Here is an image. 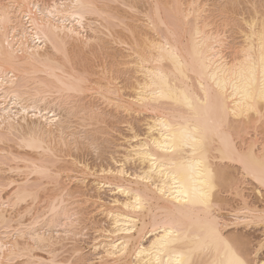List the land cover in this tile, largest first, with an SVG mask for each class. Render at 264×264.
<instances>
[{"label": "bare ground", "instance_id": "6f19581e", "mask_svg": "<svg viewBox=\"0 0 264 264\" xmlns=\"http://www.w3.org/2000/svg\"><path fill=\"white\" fill-rule=\"evenodd\" d=\"M241 1H0V14L4 16L0 21V260L3 264H8L13 249L25 252L27 259L34 264L56 261L55 247L60 241L67 236L70 239L79 237L78 223L82 221L78 215L82 212L77 213L68 207V201H71L68 196L79 194L78 197H85L87 191L90 193L86 189L87 176L92 177L90 182L94 189L93 196L87 197V201L94 203L91 204L93 209L96 206L94 211L105 218L107 225L96 226L95 232L99 235L96 239L92 238L94 243L90 244L96 264H106L113 259L109 255L115 251L113 245H120L121 240L127 242L129 237H133L129 252L122 258L128 264L136 261L144 264L149 260L154 264L155 253L150 256L147 252L152 242L164 236L165 231H171V239L177 241L174 250L162 257L165 264L183 261L188 246L193 244L202 246V250L194 256L202 264H227L228 248L224 242L213 238L208 215L191 195V189L197 186L199 179V154L193 156L190 148H178L170 138L175 135L178 139L181 133L202 139L214 157L226 149L229 142L235 146L236 152L254 150V159L249 156L243 163L239 158L229 163L228 176L236 182L238 191L229 188L227 192L217 193L216 200L220 206L215 212L223 241L234 251L243 247L245 255L249 251L254 252L252 258L264 264V257L258 254L264 242V226L244 222L245 217L252 219L254 214L264 212L261 186L245 172L246 163L259 174L260 153L264 150V125L256 122L254 113L249 117L232 114L233 109L239 112L245 79L253 66L257 81L260 78L264 6L258 5L264 1H242L250 6L243 5L245 9L241 7L240 10ZM57 3L84 7L75 9L77 15L83 16L81 23L74 22L71 16H60L61 20H69L68 24H61V28H74L81 35L70 37L69 33L62 32L59 38H55L54 47L52 43L43 41V32L38 33L37 27L41 20L47 25L45 14ZM231 32L238 42L231 41L228 34ZM37 35L41 36V40L34 42L33 37ZM228 35L234 43L227 41ZM221 36L224 38L223 45L217 39ZM94 52H99L96 58ZM83 54H92L90 59L94 60L90 62ZM120 71L127 76L126 81L121 79L124 82L121 86L118 85L121 80L118 82L117 79L125 77L120 75ZM117 116L122 118L121 124L126 126L129 134L122 136V144L115 146L120 151L116 150L111 155L108 153L111 165L95 164V168H91L87 161L72 156L71 149L76 146H70L75 140L73 145L80 144V134L84 133L87 138L94 134L92 132L99 134L102 130V134L104 129L111 131L113 124L106 127L108 122L105 119ZM139 117H142L144 127L141 132L134 127V120L138 121ZM75 122L81 128L78 132L82 131L79 135H75L79 129L73 128ZM99 123H105V128L103 125L99 128ZM89 127L92 134L85 133ZM221 130L225 135L218 134ZM75 136L80 137L79 140ZM30 137H34L31 143ZM94 137L96 139L97 136ZM95 139L90 138L92 142L88 144V140L83 148L97 146L99 139L94 142ZM164 145L169 146V151H161ZM67 147L71 148L68 155L63 151ZM173 147L177 150L172 151ZM87 148L93 150L95 147ZM153 157L156 158L155 163ZM181 162H184L182 169ZM234 170L237 172L234 173ZM7 172L31 177L20 180L22 178L18 176L20 181L11 180L12 176L7 177ZM71 172L76 175L74 184L78 183V188H72V196L67 184L59 186L58 183L62 174L66 175L62 179L67 178L69 182L71 179L72 183ZM69 173L71 177H67ZM173 176L178 184L173 182ZM43 180H46L45 183ZM247 181L253 186L251 193L241 187ZM50 184H55V189L52 188L55 195L51 193L50 200H46L48 206L43 209L44 214L42 211V215L31 216L32 220L24 226L18 223L25 228L16 224L23 217L16 223L9 218L11 216L7 217L5 207H9L10 200L3 201L1 196L5 187L6 190L13 185L11 192L5 194L12 195L16 204L24 203L28 197L38 198V193ZM120 188L130 194L149 197L147 207L125 218L127 210L123 205L129 197L122 194ZM157 188L166 195L161 196ZM184 189L189 191L188 197L184 196ZM105 191L112 197L109 201L101 197ZM34 201H31L32 205ZM72 204L76 206L77 202ZM15 216L19 218V215ZM235 217H240V222ZM12 222L16 224L15 229H12ZM17 225L21 229H16ZM129 225L136 231L126 232ZM252 229L261 232L258 240L253 241L249 233L240 231L250 232ZM10 232L13 235L8 240ZM17 238L24 239L26 243ZM76 249L73 252L79 259L75 261L85 260L82 249ZM38 250L49 258L35 254ZM12 258L14 264H20L18 257Z\"/></svg>", "mask_w": 264, "mask_h": 264}, {"label": "snow or ice", "instance_id": "6c2138e0", "mask_svg": "<svg viewBox=\"0 0 264 264\" xmlns=\"http://www.w3.org/2000/svg\"><path fill=\"white\" fill-rule=\"evenodd\" d=\"M37 7L39 8V6ZM45 7L47 8L48 6L45 5ZM78 7L83 8L84 5H65L63 3H57L55 7L47 11L45 14L48 21L47 25L45 26L44 21L41 20L39 22V26L37 27L38 33L43 32V41L50 42L55 47V38H59L62 32L69 33L70 37H79L81 33L78 30H75L74 28L60 27L61 24L66 25L69 23V20L67 19L61 20L60 16H71L74 22H82L83 16L77 15L75 12V9ZM3 19V14H0V21H3ZM217 39L218 42L223 45L224 38L221 36ZM40 40V35L33 37L34 42ZM261 52L260 78L257 81L253 66V68L249 70V73L245 79L242 90V99L238 104L239 112H237L236 109H233L232 114L239 115L241 117H249L250 114L254 113L255 117L257 118L256 122L260 125H264V32L261 33ZM248 59L250 60L251 58L248 57ZM262 131H264V129H262ZM218 134L221 136L225 135L222 130L218 131ZM170 138L175 142L178 148H190L193 156L199 154L197 159V173L199 179L196 181L197 186L191 189V195L195 197V202L198 203L208 215L213 238L215 240L224 242L225 246L228 248L229 259L227 260V264H259L258 261L252 258V256L255 254L254 252L249 251L248 254L245 255L243 247L237 251H234L232 247L227 244V242L223 241V238L219 233L220 225L216 218L215 212V209L220 206L216 200L217 193L227 192L229 188L238 191L236 182L230 180L228 176L229 163L236 162L238 158L240 162L243 163L249 158V156L254 159V150L250 149L249 153L236 152L235 146L229 142L227 148L221 150L219 155L214 157L202 139H198L187 133H181L178 139L175 135ZM33 139L34 137H30L29 143H31ZM262 143H264V141H262ZM177 147H173L171 150L176 151ZM161 151H169V146H162ZM155 159L156 158L153 157V163H155ZM180 167L181 169L184 167V162H181ZM245 172L249 175H252L253 178L256 179L257 183L261 186V198L264 200V150H261L260 153L259 174H257L253 168L249 167L246 163ZM173 182L176 184L179 183L175 176H173ZM119 191L129 197L128 202L123 205L124 209L127 210V212L124 213L125 218L131 214H138L142 209L147 207L149 197H142L139 193L130 194L123 188H120ZM157 192H159L161 196L166 195V193L159 188H157ZM132 195H135V199H132ZM189 195V191L184 189V196L188 197ZM185 202H187V200H185ZM235 219L237 222H240L241 218L235 217ZM244 222L258 223L261 226H264V212L254 214L252 219L245 217ZM125 231L132 233L135 232L136 229L129 225ZM172 235L173 233L171 231H165L164 236L159 237L152 242L151 249L147 252V254L151 256L153 252L155 253L156 259L154 264H165L162 257L165 256L169 251L174 250V245H176L177 241L171 239ZM132 238L133 237H129L127 242L121 240L120 245H113L115 251L109 253L113 259L108 260L106 264H128V261L122 257H125L129 252V243ZM199 250H202V246L200 244L188 246L183 261L177 260L176 264H202L201 261H198L194 258L195 253ZM143 251L144 250L142 249L141 252L143 253ZM258 254L264 257V242L261 243ZM137 255H139V253ZM12 257H18L20 264H34V262L27 259L25 252H20L16 249H13L12 255L8 260V264H14ZM0 264H3L2 260H0ZM47 264H60V262L48 261ZM73 264H89V262L87 260H81L73 261ZM134 264H139V261L134 262ZM144 264H153V262L149 260L145 261Z\"/></svg>", "mask_w": 264, "mask_h": 264}, {"label": "rangeland", "instance_id": "374dc122", "mask_svg": "<svg viewBox=\"0 0 264 264\" xmlns=\"http://www.w3.org/2000/svg\"><path fill=\"white\" fill-rule=\"evenodd\" d=\"M1 2H3L4 0H0ZM242 1H245V0H242ZM242 1H241V6H238V9H239V7H240V10H242V8L243 9H245L244 7H248L249 8V6L246 4V2H244V3H242ZM262 1V0H261ZM264 1V0H263ZM259 3H260V0L258 1ZM258 2H257V4H258ZM244 5V7H242ZM247 5V6H246ZM260 5H262V6H264V2H262V3H260L258 6H260ZM242 7V8H241ZM247 9V8H246ZM232 25H233V23H231ZM236 23H234V25H235ZM231 28H233V26H231ZM232 33V34H231ZM231 33H228V34H230V37H229V35L227 36V41L228 42H230V43H234V42H231V41H236V42H238V40H235V35L233 34V32H231ZM234 35V36H233ZM231 39V41H230V39ZM95 54H93L95 57L94 58H96V53L97 52H94ZM99 53V52H98ZM97 53V54H98ZM91 56H89V54L88 55H86V54H83V56H87V58H89V60H90V62H91V60L92 59H90V57H92L93 55L92 54H90ZM102 55V54H101ZM82 56V55H81ZM80 57V56H79ZM84 57V58H85ZM99 58H102V56L100 57V55L98 56ZM84 58H82L83 60H84ZM86 58V63H88L89 64V62H87V61H89L88 59ZM93 58V57H92ZM76 59H78L77 60V62L78 63H81V62H79V60L81 59V57H80V59L79 58H76ZM76 59H74L75 61H76ZM82 60V61H83ZM94 60V59H93ZM92 60V61H93ZM81 61V60H80ZM76 62V63H77ZM84 62V61H83ZM85 63V62H84ZM85 63V64H86ZM87 65V64H86ZM121 72V71H120ZM117 74V73H116ZM116 74H114V76H117ZM120 75H123L124 77L126 76L125 74H122V72H121V74ZM119 75V72H118V77L120 76ZM122 77V76H121ZM121 77H119L120 79H117V81L119 80H121V79H123L124 81H126V77L125 78H121ZM117 81L115 82V83H117ZM118 81V82H119ZM122 83L124 84V82H122V80L119 82V86H121L122 85ZM119 117L120 116H122V115H118ZM117 116V117H118ZM115 118V119H109L108 120V118L107 119H105V120H107V122H108V124H107V122H105L106 124H107V126L106 127H108V125H110V126H112V124H113V126H112V128H114L115 130H116V132L114 131V133H113V130L114 129H112L111 127H109L110 129H112L111 131L110 130H106V129H104L103 130V132H105L106 133V131H109V132H107L108 134H111V133H113V134H111L112 136H108V134L106 133H104V135L102 136V134H103V132H102V134H101V132L100 131H102V130H100L99 131V134L97 133V132H92V133H94V134H92L90 131H91V129L92 128H86V129H89V131H85V133H91L92 135H93V137H92V135L90 136V135H88L87 136V138L89 137V141L88 140H86L87 138H86V135L84 134V133H82V131H80V132H78L79 130H81V128L78 126V123H80L78 120H76V119H71L72 121L73 120H76V122L78 121V123L76 124V122L75 123H73V128H75V127H77V128H79L77 131H75V133H77V134H75V135H79L80 133H82V134H80L79 136L81 137V139L79 140V138H77V136H75L76 138L75 139H77V140H79L80 141V146L79 145H73V144H75L74 142H76V140L75 141H73V144L70 146L71 148H73V147H75L76 146V148H74V150L76 149V151H74L73 149H71V148H68V149H64L63 151H64V154H65V151H66V154L67 153H69V150L71 149V151H73V153L72 152H70L71 154H72V156L74 155V156H77V157H79V159H80V161H87L88 163H89V165L91 164V168L93 167V168H95V164H101V165H103V166H107V164L109 163L110 165H111V161H110V155L111 154H113L114 153V151L116 152V150L117 151H120L119 149H117V148H115V146H117L118 144H122V136H126V135H128L129 133L127 132V130H126V126L124 125V124H121V122L123 121L122 120V118ZM123 119H125V118H123ZM122 120V121H121ZM126 120V119H125ZM142 120V117H139V119H138V121L137 120H134V123H135V129H136V131H140L141 132V130H143L144 129V127H143V122L141 121ZM74 122V121H73ZM105 123H103V124H105ZM102 124V125H103ZM105 124V125H106ZM75 125V126H74ZM95 125V124H94ZM93 125V126H94ZM102 125H101V123H99L97 126L100 128V127H102ZM96 126H94V128H95ZM97 127V128H98ZM103 127L105 128V126L103 125ZM102 127V128H103ZM93 128V129H94ZM108 128V129H109ZM93 131V130H92ZM143 132V131H142ZM97 133V134H96ZM252 135H253V133L252 132H250ZM85 135V137H83L84 135ZM82 135V136H81ZM94 135H96L97 137H96V139H99V141L97 142L96 141V139H95V137H94ZM99 135V136H98ZM108 137V138H107ZM263 137V136H262ZM262 137H260V138H262ZM82 138H84V139H82ZM90 138H91V140H92V138H94L95 139V141L94 142H97L98 143V145L97 146H87V147H95V148H93V150L92 149H90V150H88L89 148H85V143L87 142L88 144H89V142L91 141L90 140ZM112 140H111V139ZM100 139H102L103 141H100ZM109 139V140H111V142H109V140L107 141V140ZM84 140H86V141H84ZM104 140H106V142L107 143H109L108 145H107V143L104 141ZM92 142V141H91ZM102 142V143H101ZM113 142V143H112ZM100 143V144H99ZM112 143V144H111ZM77 144V143H76ZM82 144V145H81ZM87 144V145H88ZM83 145H85L84 146V148H83ZM94 145H96V144H94ZM110 145V147H108ZM98 149H97V148ZM80 148V149H79ZM82 148V149H81ZM95 149H96V151H95ZM67 150H68V152H67ZM78 150H79V152H78ZM92 150V151H91ZM14 151H16L15 149H14ZM94 151V152H93ZM111 152V153H110ZM110 155H109V154ZM71 154H69V155H71ZM68 155V154H67ZM116 155V154H115ZM73 156V157H74ZM117 156H119V154H117ZM77 157H74V158H76L77 160H78V158ZM85 158V159H84ZM70 159H72V158H70ZM70 159H68V160H70ZM84 159V160H83ZM86 162V163H87ZM87 163V164H88ZM93 164V165H92ZM97 167H98V165H97ZM96 167V168H97ZM127 168H130L129 166H127ZM235 171L236 170H234L233 172L235 173ZM237 172V171H236ZM15 173V172H14ZM14 173L12 174V173H8L7 172V177H8V175L12 178L11 180H16V181H20V180H23V179H25V178H29V177H31V175L29 176V177H27L26 175H22L21 173L19 174H15L14 175ZM72 173V175H73V172H71ZM71 173H69L68 175H67V177L71 174ZM75 174L77 173V172H74ZM12 174V175H11ZM25 174H27V173H25ZM17 175V176H16ZM21 175H22V177H21ZM72 175H70V177L72 176ZM79 175V176H78ZM16 176V177H15ZM18 176H20V178H22V179H20ZM25 176V177H24ZM64 176L66 177V175L65 174H62V176L59 178L60 180H62L61 181V183L58 181V183H59V186H61V184L62 185H64V184H67V187H68V190H70V188H71V192H70V194L69 195H71L73 192H72V190L74 191V189H72V188H74V187H76L77 186V188H78V183L76 182L75 184H74V182H75V180L73 179L74 177H76V175H73V177H71L72 178V183H70L71 182V179H70V177L68 178V179H70V182H69V180H67V178H65V179H62V178H64ZM90 176V175H89ZM9 177V178H10ZM13 177H14V179H13ZM24 177V178H23ZM32 177H34L33 175H32ZM77 177H80V174H78L77 173ZM86 177V176H85ZM37 177H34V179H36ZM17 179H20V180H17ZM30 179V178H29ZM31 179H33V178H31ZM38 179V178H37ZM92 177L90 176V177H88L87 176V178H86V189L87 190H89V192L91 193V195H87V194H90V193H87L86 192V196L85 197H83L84 195H82V197H78V196H80L79 194H75L76 196H77V198H74V200H76V201H74L73 200V197H75V195L73 194V197H70V196H68L67 198H68V200H70V198H71V201H68L67 200V198H66V200L68 201V207H70V208H72V209H74L76 212L77 211H81L82 212V214L79 216L78 215V217H79V219L82 221V222H79L78 223V225H79V227H80V229H78L77 231L80 233V235H82L81 237H80V235H79V237L77 236V237H73V239H72V237H71V239H70V236H67V237H65V240H62V241H60L61 243H59L58 245H57V247H55L57 250H55V256L57 257V258H54V260L56 259V261H58V262H60V264H73L72 262L73 261H75V260H77V259H79V256H77V254L75 253V252H73V249L75 250L76 248H80V249H82V255H83V257L85 256V260H87L88 262H89V264H96V260H95V253H93V250H92V245H90V244H92V243H94V240L92 239V238H95L96 239V237H98L97 235H99V234H97L95 231L97 230V228H96V226L97 227H99V226H105V227H107V225H106V222H105V218L103 217V216H101V215H99V214H96V210H95V208H96V206H95V208L93 209V205H94V203L93 202H89V201H87V197H90V196H93V194H94V189H92L93 188V186L91 185V182H92ZM63 180H66V182H63ZM90 180H91V182H90ZM44 181H46V180H43L42 182H44ZM70 183V186H68V182ZM247 182H249V181H247ZM244 183L243 184V186H241V187H243L244 189H245V191L247 192V193H251V188L253 187L252 186V184H250L251 182H249V183ZM45 183V182H44ZM55 186V184H50V186L49 185H47V186H45V190H47V192H48V189H49V187L52 189L54 186ZM74 185V186H73ZM11 187H13V185L12 186H9V187H7V189L5 190V188H4V191H2V199H3V201H7V200H10V202H9V207L8 206H6L5 207V210H7V211H5V214H7L6 216L7 217H9V216H11V217H9V218H11V219H13V221H15L14 223H16L17 221H19L22 217H23V219H21L19 222H17L16 224H18V223H20V224H23V226H24V224H28V222H30L31 220H32V218H31V216L33 217V216H35L36 214L37 215H40L41 213H42V211H43V213L42 214H44V210L43 209H46L45 208V206H48V205H46L45 204V202H47L46 200H50V198L52 197V194L51 193H53V189H55V188H53L52 190L50 189L49 190V192H48V195H47V192L44 190L43 192H40V193H38V198H35V199H31L30 197H28V198H26L25 199V201H24V203L22 202V203H16V204H14L13 203V199H12V195H6L7 194V192H8V194L11 192V189H13V188H11ZM47 188V189H46ZM76 188V189H77ZM10 191V192H9ZM244 191V192H245ZM46 192V194L44 195V193ZM6 193V194H5ZM55 193V192H54ZM53 193V194H54ZM93 193V194H92ZM5 194V195H4ZM40 194V195H39ZM51 196H50V195ZM55 195V194H54ZM53 195V196H54ZM251 195H253V194H251ZM11 196V197H10ZM48 196H50V197H48ZM72 196V195H71ZM9 199H8V198ZM101 197L104 199V201H109L112 197L110 196V193H108L107 191H105V192H103L102 194H101ZM33 198V197H32ZM49 198V199H48ZM79 198V199H78ZM84 198H86L85 200H84ZM28 199V200H27ZM30 199V200H29ZM109 199V200H108ZM34 201V203H33V205H32V202L31 201ZM73 200V201H72ZM11 201H12V203H11ZM80 201H81V203H80ZM85 201H87V203L85 202ZM91 201V200H90ZM73 202H77V205H78V207L80 208H78L77 207V205L75 206V204H72ZM82 202H84V203H82ZM48 203H49V201H48ZM71 203V204H70ZM12 205V207H13V205H15V207L12 209V207H11V205ZM44 204V205H43ZM91 204H93V205H91ZM70 205H73V207L72 206H70ZM17 206V207H16ZM32 206L34 207V208H32ZM41 206V207H40ZM93 206V207H92ZM28 208V209H27ZM39 208V209H38ZM75 208H78V209H75ZM26 209V210H25ZM32 209V210H31ZM35 209V210H34ZM42 209V210H41ZM38 210H41L40 212H39V214H38ZM95 210V211H94ZM25 211V215L22 213H20V212H24ZM33 211V212H32ZM28 212L29 213H32V214H29L28 215ZM37 212V213H36ZM78 213V212H77ZM90 213V214H89ZM17 214V216L19 215V218H17L15 215ZM21 214V215H20ZM41 214V215H42ZM80 214V213H79ZM95 214V215H94ZM84 215V216H83ZM99 215V216H98ZM16 217V218H15ZM84 217V218H83ZM90 217H92L91 219H90ZM31 218V219H30ZM81 218H83V220L81 219ZM19 219V220H18ZM88 219V220H87ZM17 220V221H16ZM85 220V221H84ZM90 220V221H89ZM23 221V222H22ZM13 222H12V229H15V226H16V224H14ZM94 223V224H93ZM20 224H18V225H20ZM17 225V228L16 229H21V228H25V227H22L21 225V228L19 227ZM78 227V228H79ZM82 227V228H81ZM86 228V229H85ZM94 228V229H93ZM11 229V230H12ZM85 229V230H84ZM10 230V231H11ZM82 231V233L80 232V231ZM1 231V230H0ZM3 231V230H2ZM13 231V230H12ZM242 233H249V236H251V238H252V240L253 241H255V240H258L259 239V237H260V235H261V232L259 231V229H256V230H251L250 232L249 231H245V230H240ZM11 234V235H10ZM10 236L8 235V240L12 237V235H13V232H10ZM15 237V236H14ZM25 237V236H24ZM16 238V237H15ZM15 238H13V239H15ZM68 240H67V239ZM18 240L20 239H22V238H17ZM18 240H16L17 242H18ZM19 240V241H20ZM25 240L27 241V239L25 238ZM70 240V241H69ZM92 240V241H91ZM98 240V239H97ZM24 244L26 243L25 241H24V239L23 240H21ZM64 241V242H63ZM22 242H19V243H21L22 244ZM95 242H97V241H95ZM255 243V242H254ZM61 244V245H60ZM60 245V246H59ZM63 245V246H62ZM89 245H90V247H89ZM64 247V248H63ZM54 248V249H55ZM91 248V249H90ZM79 249V250H80ZM77 250V249H76ZM75 250V251H76ZM34 252V251H33ZM58 252V253H57ZM37 253V255L38 254H40V256H42V257H44V258H49V257H47V254H45V253H43L42 251H35V254ZM34 254V253H33ZM73 254H76V255H73ZM77 258H76V257ZM94 256V257H93ZM75 259H74V258ZM259 257H262V256H259ZM92 259H93V261L94 262H92ZM90 260V261H89ZM18 262H20L19 260H17ZM69 262H71V263H69Z\"/></svg>", "mask_w": 264, "mask_h": 264}]
</instances>
